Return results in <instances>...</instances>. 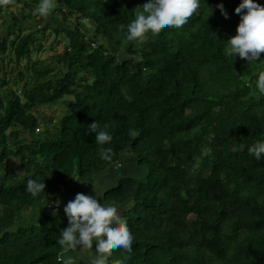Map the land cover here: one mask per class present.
Here are the masks:
<instances>
[{"label":"trees","instance_id":"1","mask_svg":"<svg viewBox=\"0 0 264 264\" xmlns=\"http://www.w3.org/2000/svg\"><path fill=\"white\" fill-rule=\"evenodd\" d=\"M143 2L56 0L41 17L32 16L38 0H24L27 12L1 20L0 264H62L57 237L69 221L62 202L53 215L49 201L93 181L122 152L144 175L103 193L125 205L134 234L133 251L113 248L109 264H264V156L248 150L264 138L256 87L264 52L250 63L224 54L240 0H207L211 13L201 0L185 24L128 40L120 25ZM29 18L64 23L52 29L61 50L47 60L32 59L46 32ZM70 97L62 116L43 114ZM93 121L109 125L111 161L98 155ZM29 177H44L45 192L29 193Z\"/></svg>","mask_w":264,"mask_h":264},{"label":"clouds","instance_id":"2","mask_svg":"<svg viewBox=\"0 0 264 264\" xmlns=\"http://www.w3.org/2000/svg\"><path fill=\"white\" fill-rule=\"evenodd\" d=\"M200 5L201 0H144L136 7L138 10L134 12L133 18L126 26L121 24L120 27H126L128 40L143 41L150 33H160L165 26L179 27L185 24ZM55 6L56 0H38L36 11L41 17H47ZM207 6L209 7L208 4ZM217 7L227 17L228 13L223 3L217 4ZM234 11L239 14L240 19L235 34L223 40L225 56L236 57L238 54L249 63L261 60V52H264V4L258 0H240ZM84 23L89 24L87 17L84 18ZM210 35L217 38L215 31L210 30ZM256 87L259 92L264 93V70L258 73ZM89 129L95 133L94 139L99 145L98 155L103 160L111 161L113 149L111 146H106L112 139L109 125L107 123L100 125L98 121H93L88 125ZM248 150L256 159H261L264 156V138L255 140ZM91 183L92 192H77L73 199L63 205L69 223L60 229L57 242L67 250L90 249L88 264H109L113 248L119 247L128 253L133 251L134 234L122 215L121 205L116 201L106 200L103 196L105 189L98 182L91 181ZM45 187L44 177H29L26 180V190L33 196L45 192ZM61 189L64 190L63 187ZM60 203L59 199L49 201L53 215H56ZM93 242H95L94 250ZM74 261L72 255H65L62 264H74ZM115 264H124V261L118 259Z\"/></svg>","mask_w":264,"mask_h":264},{"label":"rangeland","instance_id":"3","mask_svg":"<svg viewBox=\"0 0 264 264\" xmlns=\"http://www.w3.org/2000/svg\"><path fill=\"white\" fill-rule=\"evenodd\" d=\"M23 1L24 0H19V1L13 0V1L10 2L9 5H6L7 2L1 3L0 4V22H1L2 19L8 18L11 14L18 13V10H22L24 12H27L28 9H27V7L23 6ZM37 5L35 6V8H34V10L32 12V16H34L35 13L37 12L36 11ZM196 11H197V9L194 12H196ZM26 22L29 23V24L35 25L36 27L38 26L39 28H41L43 25L45 26L44 31L46 32V35L43 36L42 39H41V50L38 51V52H34L32 54V59L33 60H40V61L47 60L52 55L53 49H54V51H57V52H59L61 50V45L58 43L59 38L55 40L54 37H53V34H52V29L53 28L62 29L64 27V23H62V21L60 19L55 18V20H54V19L50 18L49 20H46V21L41 22L39 24H36L35 23L36 20L34 18H29L28 21H26ZM2 30H3L2 26L0 25V32ZM51 43H53L52 50L50 49ZM21 86H22V83H19L16 86L12 85L11 89H13L16 93H19L21 91ZM7 90H8V87L6 85L1 87V91L3 93L6 92ZM70 100H72L71 97H70L69 100L68 99H64L63 101H60V102L56 103L53 106H50L47 110L46 109L43 110V114H48V115H53V116H62L64 114V112L69 111L68 107H69V104L71 102ZM41 129H42V127H38L37 128V132H40ZM135 162H136V159H135ZM14 163H15V160H14ZM123 163H124L123 166L116 165V171L122 173L123 177H130L132 179L133 178L134 179H138V178H141L144 175L143 168L138 167L135 164V169H133V171H135V172L130 173L125 168V165L127 163V159H125V161ZM13 170L17 172L16 167H14ZM140 171L142 172V176H140L141 175ZM103 172H101V174L97 178V181H99L100 185L102 184V186L105 187V185H110L109 182L112 181V178H114V176H112L111 174H105V172L104 173ZM120 176L121 175L116 176V178H119ZM95 180H96V178L93 181H95ZM80 187H82L81 189H85V185H82V186L78 185L76 188H80ZM66 188H68V186ZM121 207L123 208V206H121ZM35 219L36 218H34L33 220H35Z\"/></svg>","mask_w":264,"mask_h":264},{"label":"crops","instance_id":"4","mask_svg":"<svg viewBox=\"0 0 264 264\" xmlns=\"http://www.w3.org/2000/svg\"><path fill=\"white\" fill-rule=\"evenodd\" d=\"M125 159H127V163L125 165L126 170L129 171L130 173L135 172L133 171V169H135V164H136L135 157L127 152H122L121 154H119L118 160L113 165H110L107 169L104 170L105 174H111L112 176H114V178H112V181L109 182L110 185H105V187L102 186V184L100 185L102 188L105 189L104 192H106L109 188L115 186L117 182L123 178V174L116 171V165L123 166L124 164L123 162L125 161ZM100 174H98L97 178L99 177ZM140 174H141L140 176H142L141 171H140ZM119 175L121 176L119 178H116V176H119ZM97 178L95 181L99 183V181H97ZM77 186H78V183H75L73 185L71 184L70 186H68V188H65L63 190V194H61L62 205L60 207V210H61L60 212L62 214L65 213L63 209V205L66 204L68 200L73 199L77 192L90 193L93 191V185L91 182L85 184V189H81L82 187L76 188ZM118 204L123 206V208L121 207V212L123 214L126 211V207L122 203H118ZM92 249L93 250L95 249V242H93L92 244ZM65 255H72L75 258L74 264H88V261L91 255V250L90 249L66 250L65 252L61 254V257L63 258Z\"/></svg>","mask_w":264,"mask_h":264},{"label":"built area","instance_id":"5","mask_svg":"<svg viewBox=\"0 0 264 264\" xmlns=\"http://www.w3.org/2000/svg\"><path fill=\"white\" fill-rule=\"evenodd\" d=\"M54 205H56V204H54Z\"/></svg>","mask_w":264,"mask_h":264}]
</instances>
